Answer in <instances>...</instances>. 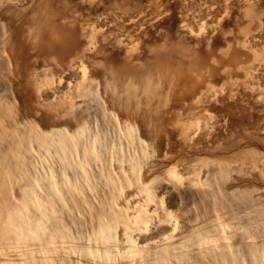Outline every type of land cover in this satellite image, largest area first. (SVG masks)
Segmentation results:
<instances>
[{"label":"rangeland","instance_id":"obj_1","mask_svg":"<svg viewBox=\"0 0 264 264\" xmlns=\"http://www.w3.org/2000/svg\"><path fill=\"white\" fill-rule=\"evenodd\" d=\"M80 1L76 0L72 3L75 9L80 6ZM140 1L141 4L136 5ZM140 1L118 0L115 2L114 0H105L99 9L100 11L83 9L80 13L77 12L76 16L79 18L78 37L83 44L86 43V38H83L82 35L84 30L93 26L97 27L98 30L107 29L102 21L107 15V17L112 18L114 16V19L115 17L118 18L115 19L116 22L120 21L119 18L123 19L121 15L124 20L127 19L122 20L123 22L121 21L116 26L117 29L113 28L111 31L109 28L107 37L113 41L111 46L98 55L91 53L97 57L112 54L114 70L111 75L95 76L93 69L90 68V77L95 83V87L91 91L93 97L90 95L86 101L78 99L76 102L83 107L80 112L81 115L91 112L89 116L87 115V126L91 129H88L89 131L85 128L80 130L74 124L52 129L50 123L46 126L38 123L37 118H33L37 123L30 119L35 130L41 135L51 136V130H57V133H53L54 138L52 140L55 144L52 145L57 146L59 144L60 147V151L56 153L52 151L51 154L42 152L43 155L46 154L44 156L35 151L37 160L34 162L36 163L32 166L33 169L31 167L27 169L31 177L37 181L34 196L40 202L44 200L46 203L48 192L56 188L57 192L54 191V196L55 200L58 201V207L61 206L62 201H70H68L69 203L64 202L62 205L73 203L70 205L72 210L69 209L70 206L64 205L65 212L62 216L69 217L68 214H73L71 217L73 216L74 219L80 221L79 225L76 226L78 222L73 220L72 226L70 224L71 219L68 221L67 217H62V222L65 221V224L66 221L69 222L67 228L71 235L76 234L74 232L76 228L79 234L83 231L82 235L84 236L81 235L83 239L78 237L80 241L72 240L74 243L70 240L67 241L71 243L65 241L72 247L68 244L63 245L62 242L60 243L64 247L61 244L58 245L59 248L56 244L53 246L57 250L61 248L62 252L61 250L60 252L64 254H59V252H53L56 255L52 254V256L47 254L50 255L49 257L55 256L56 258L58 253V257L67 258L66 261L69 264L71 262V264H87V262L94 264L93 260L95 259H89L88 253H94L96 250L102 253L107 249L106 251H109L112 256L115 254L114 258L109 254L113 258L110 260V264L112 262L113 264H143L145 261L147 264V260H142V263L129 255L132 246L137 245L136 247L142 248L144 252L147 251L148 261L152 263L157 252L160 251L159 248L166 249L162 247L174 243L185 248L186 253L183 252L180 255L170 252L172 257L168 253L167 257L170 259L168 264H173V262L174 264L176 262L177 264H185V262H187L186 264H215L222 258L219 255L220 251H224L226 255L236 253L237 258L239 257L242 261L241 264L243 262L248 263L252 259L256 261L258 256H260L259 259L262 263L264 259V242L262 241L264 238L261 236L263 235L261 233L264 232V131H262V128L264 130V61L257 60L256 63L251 52L255 49L264 50V26L256 27L253 30L256 35V43L248 41L249 36L244 31L248 29L249 19L251 20V16H248L250 5L255 7L257 11H263L260 16L263 17L264 21V0ZM39 2L40 0L29 2L25 0L21 8H26V15H31L33 9L36 11V5H39ZM51 2L53 3L52 0ZM112 2L114 4L119 2L123 7L121 4H115V6ZM52 3V7L56 9L61 7ZM111 9L114 11L112 10V12ZM128 10L129 12H127ZM138 14L141 16L139 26L133 24L135 20H131L136 19ZM2 21L0 17V31H4L2 26L4 22ZM17 23L19 25L14 24L13 26L18 25L22 32L17 36L16 41L13 42V38L8 39V41L0 35L2 39L0 41V48L2 47L0 49V51L2 50L0 52L1 62L4 58L10 57L8 50L11 45L16 46L15 51L17 53L15 52V54L20 56L23 54L21 48L29 43L24 55L31 61L39 58V54L42 52L41 48L35 44L34 35L28 32L29 28H33V25L23 23L22 20ZM184 25L189 27L190 32H181ZM9 28L10 31L13 30V28ZM242 31L243 33H241ZM117 39L125 40L131 48L134 47V51L127 54L126 50L120 49L114 44ZM243 40L253 44V49L246 48L245 44H242ZM5 50L7 53L3 52ZM54 57L58 58L57 56ZM2 63L0 66H5L6 61L4 60ZM123 63L127 64L124 65ZM252 63L255 64H253L254 73L251 78L247 76V69L245 71L243 65L248 68L250 64L252 66ZM43 64L42 62L41 66ZM5 71L3 68V75L0 70V89L4 91L7 88L9 90L13 83V76ZM57 71L60 74V71ZM66 73H68L66 75L68 78L64 80L63 85L68 86L67 90L72 87L73 91L80 72L76 74L77 76L75 74L70 75V72ZM124 81L128 86L133 82V86L129 87L138 89L137 92L132 91V88L127 91L125 88L127 85ZM145 81L150 83L152 92L148 93V97L146 96L148 100L142 99L143 105L140 107L136 101L143 93ZM107 82L108 84L111 83L108 88ZM123 84L125 90L120 89ZM128 86L127 88H129ZM110 88L113 89H111L112 93L111 90L109 92ZM120 92H123V96ZM118 93L121 97L118 96ZM125 94L127 96H124ZM115 95L119 97L117 100L119 99L123 105L111 98H115ZM128 101H131L132 104L128 105ZM124 105L129 106L130 111L133 112H130L129 107ZM35 106L37 107V104ZM144 111L151 115L148 125L151 126L152 124L150 127L152 133H147L149 136L145 132V125L140 121ZM163 112L164 114H162ZM16 113L18 112H15L11 120L16 121L18 126L23 128L30 123L25 118H18L17 120L19 113L17 115ZM196 116L200 118L202 116L201 120L205 119L206 122H202V128L199 127L198 130H194L196 135L193 131V137L191 135L187 139L180 132V124L189 121L190 118H197ZM163 117L164 119H162ZM2 123L6 125L4 119ZM92 131L97 134H93L95 137L90 134ZM90 149L89 154L85 156L84 150ZM84 156L87 158L85 159ZM82 158L89 162L82 164ZM223 170L228 174V177H225L227 174ZM51 186L54 187L50 189ZM148 187L152 188V192L158 197L162 195L164 200H160L163 199L162 196L158 200L151 198L146 190ZM47 189L49 190L47 191ZM17 190L13 189L15 198L21 200L22 196L19 191L17 193ZM242 190H245L246 196L241 198L239 195H241L240 191L242 192ZM217 195H220L221 199ZM215 196L216 202L213 199ZM227 196H229L228 199ZM64 197L69 198L67 200ZM84 198L87 199L85 201L88 202L87 204H85ZM162 201L164 202L162 203ZM102 203L105 205L103 206ZM106 204L109 205V211ZM87 205L90 206L89 209ZM226 205L230 206L226 207ZM92 206L98 207L99 214L102 211L105 214L100 215V218H98L99 216L96 217L98 213L95 211L97 210L95 208L93 211ZM101 207H103L102 210ZM221 207L227 212L229 211L226 208L230 209L231 207L232 209L234 207V212L230 209L232 214L230 212L224 214L225 211ZM66 208L69 209V212ZM89 210L93 215L91 212L89 214ZM140 210L148 217L147 224L150 223L149 226L151 224L152 226L147 231L136 228V232L134 231L136 241L133 243L126 237L125 228L128 226L121 223L122 221L120 223L115 221L117 216L119 218L120 212L123 211V215L125 213V216L130 219L129 225L132 224L133 226L134 219ZM171 213L176 216H172ZM168 214L174 219L172 220ZM101 221L106 222V225L110 224L111 227L110 225L107 226L108 235L102 234L96 240L94 237L96 231L100 229L99 222ZM87 222L89 225L92 223L93 229L89 227ZM80 224L82 229H80ZM174 225L177 228L173 231ZM154 226L159 229L154 228ZM73 227H75L74 231L71 232ZM155 229L159 231L157 232ZM84 231L87 234H84ZM92 231L94 235L91 234ZM161 231L164 233L157 236ZM172 231L176 236L175 238L173 235L174 239L170 236L173 234H171ZM260 231H263L260 233L262 238L258 237L259 233L258 235L256 233ZM88 233L90 238H88ZM249 233L253 238L255 237V240L259 238L255 242L261 249L258 246L252 249L251 245H248L249 242H254L252 237L248 236L250 238L243 239ZM109 235L111 237H108ZM158 237L160 238L158 239ZM258 241H262L263 244ZM242 242L244 244L247 242L251 250L245 245L249 248L246 250ZM238 243L243 244L245 248ZM237 244L240 246L237 247ZM35 247H32V250H41L43 253L46 251L39 245ZM62 247L64 251L71 249L72 254L70 251L64 252ZM255 248L260 249V251ZM78 249L88 253L75 252ZM155 251L157 252L155 253ZM242 251L249 254H243ZM43 253L39 254L42 258L47 256ZM86 253L87 256H85ZM150 253H152L151 256ZM1 255L3 254L1 253ZM152 255L154 259L150 258ZM245 256L247 257L245 258ZM248 256L255 257L250 259ZM167 257L165 255L166 259ZM59 258L53 262L58 264L59 261L60 263L62 259ZM177 258L178 261H176ZM247 259L249 260L246 261ZM254 260L253 262H255ZM78 261L82 262L79 263ZM259 261H256L257 264H260ZM96 262V264L101 263L100 261Z\"/></svg>","mask_w":264,"mask_h":264},{"label":"bare ground","instance_id":"obj_2","mask_svg":"<svg viewBox=\"0 0 264 264\" xmlns=\"http://www.w3.org/2000/svg\"><path fill=\"white\" fill-rule=\"evenodd\" d=\"M29 1H35V0H27V2H29ZM52 1H53V3L51 2V0H40L39 5H36V7H37L36 11H35V9H33L34 11L32 14L30 13L31 15H26V10H25L26 8L25 9L21 8V6H23L22 3L25 2V0H0V15H2L0 17L3 20L2 22H4V23H2L4 31L1 30L2 34H0V35H2L3 38H5L6 40H8V39L10 40L11 38H13L12 41L13 42H14V40L16 41L17 36L20 35V33L22 32V30L19 28V26H18L19 24L17 22L19 20L20 21L22 20L23 23L26 22V23H30L29 25H33L32 26L33 28H29L28 32H29V34L34 35V38H35L34 41H35L36 46L41 48V50H42V52H41L42 55L39 54V58H37L35 61H31V60H28L29 58L25 57V55H24V51L29 46V43L26 44L25 46H23L22 47L23 49L21 48V50H23L22 51L23 54H21L20 56H17L15 54V52H16L15 47L16 46L11 45V48L8 50L10 57H7L6 59L2 58L3 61L4 60L6 61V63L4 64L5 66H0L1 72H2V69L4 68V70L9 72L10 75L13 76V78L11 76V78L13 79L12 80L13 83L11 84V88L9 87L10 89L8 90V88L6 86L8 91L6 89H5L6 91L0 89V264H57V262L55 263V262H53V260L60 257V256L58 257V253H57L56 258H55V256L54 257H49L50 255L48 256V254H51V256H52V254L56 255L53 252H59V254L62 252L61 248H60V250H61V252H60V250H57V249H55V247H53V246H55V244L58 246L59 244H61L60 242H62L63 245H66L68 243L73 242L72 240H75V242H76V240L83 239V238H81L83 231L81 232V234H79L77 232L78 230H76L75 227L72 228L71 232H73L74 231L73 229L75 228L74 232H76V234H78V235H76V234L71 235L69 233V230L67 228V226H68L67 223H69L68 221H70L69 219H71L70 224L72 226H73L72 223H74V222H72L73 220L78 222V224H77V222H75V224H77L76 226H78L80 223V221L76 220V218L74 219L73 216L71 217V215H73V214H68V215H70L69 217H71V218L66 216L68 218L67 219L68 221H66L67 222L66 224L64 223L65 221L62 222L63 218L65 217V216L64 217L62 216L63 212H65L64 211L65 206H70L73 204V203H71L69 205H65V204L62 205V203H64V202H66V203L70 202L68 200L69 197L68 198L64 197L69 202L68 201H64V202L62 201L61 206L59 205V207H58V201L55 200V196H54L55 195L54 191H56V188H55V190L48 192L49 193L48 196L46 195L47 196L46 203L44 202V200L40 202V200L34 196V188H35V184L37 181H36V179H33L31 177V174L29 173V171H27V169H29L30 167L32 168L34 163H36V162H34L37 160V158L35 157V151L36 152L38 151V153L41 155H43L42 152H44V153L46 152L47 154L48 153L51 154V151L53 153L60 151V147H59V144L57 146L52 145V144H55L54 140H52V138H54L53 133L54 132L57 133V130H51V134H52L51 136L46 135V134L41 135V134H39V132H37L35 130V127L31 123L30 119L37 118L36 120L38 121V123L44 124L46 126L48 123H50L52 129H54L55 127H68L69 124L70 125L74 124L80 130L85 128L87 131H89L88 129H91L87 126V120H88L87 118L91 112L89 114H86V115H81L80 112H81L83 107H82V105H79L76 102L78 99H83L86 101V99L88 97H90V95L92 96L91 91L95 87V83L90 77V71H91V70H89L90 68L93 69L94 73H93V71H92V73L95 74V76L111 75L114 73L113 66H112V63H113V55L112 54L104 55L102 57H97L96 55H92L91 53L98 55V54L104 52L106 50V48H108L109 46H111L113 44V41L109 37H107V33L110 31V29L112 31L113 28H116V26H118L120 24V22L122 20H124V17L121 15L124 13L120 14L123 19L121 20V18H119L120 21H118V22H116V20L118 18L116 19V17H115V19H116L115 20L114 16L112 14H109V15H112L113 18L107 17L108 16L107 15L102 20L103 24L105 26H107V29H99L98 30L97 27H94V26L90 27L91 29L89 28L86 30H84V28H83L84 31H83L82 35L84 36L83 38H86V43L83 44V42L78 37V34H79V29H78L79 18H78V16H76L77 12L79 11V13H80L81 10H83V9H86V10L87 9H89V10L94 9L95 11H100L99 9L102 7V4L104 3L105 0H81L80 6L76 9L73 7V4H72L76 0H52ZM114 1L117 2L118 0H114ZM138 1H140V0H138ZM68 2H70V3H68ZM51 3L57 4L61 7H58L56 9V8L52 7ZM112 4H114V3L112 2ZM118 4H119V2H118ZM118 4H116V5H118ZM140 4H141V1L136 3V5H140ZM109 6H110V8H112L111 5H109ZM121 6H122V4H121ZM135 6H133V7H135ZM31 7H33V6H31ZM116 8H118V7H116ZM137 9H138V7H137ZM112 10L114 11V9H111V11ZM127 12H129V10ZM261 13H263V11H260V10L257 11V9H255V7H253L252 5H250V7H248V16L249 17L251 16V20L249 19V21H250L249 25L246 23L248 25V29L245 28L246 30L244 31L247 34V36H249L248 41H251V42L254 41L256 43V41H255L256 35L253 32V30L256 29V27L264 26V21L262 19L263 17L260 16ZM137 16L138 17H136V19L133 18L131 20H135V21H133L134 23L133 22L132 23L139 26L141 16H139V14ZM125 20H127V19L125 18ZM131 20H129V21H131ZM124 23H123V25H124ZM14 24H18V25L13 26ZM9 27L13 28V30L10 31ZM242 29H243V27H242ZM181 30H183L181 32H185V31L188 32L189 27L184 25L181 28ZM241 33H243V31ZM22 36H23V34H22ZM22 36H20V37H22ZM243 38H244V36H243ZM1 40L2 39L0 38V41ZM243 41L245 42V40H243ZM248 41L245 43L243 42L242 44L243 45L245 44L246 48L248 47L252 50L254 45ZM114 44H116V46H119L120 49L126 50L127 54L132 53L134 51L133 50L134 47L132 46L133 48H131V46L128 45L127 42H125V40L117 39V41L114 42ZM0 46H1V42H0ZM255 46H256V44H255ZM3 52H6V50ZM107 52H108V50H107ZM251 53H253L252 55L254 57L253 56L252 57L254 58L255 62L257 60L264 61V50L263 49L262 50L255 49ZM18 54H20V53L18 52ZM3 55H4V53H3ZM54 56H57L58 58H56ZM0 59H1V57H0ZM251 60L253 61V59H251ZM49 61H50V63H48ZM2 62L0 60V63H2ZM42 62L44 63L43 66H41ZM123 64L125 65L127 63H123ZM253 64H255V63H252V66L250 64L251 67L248 65L249 66L248 68L244 67L245 65H243V68L245 69V71L247 69V74H248L247 76L251 77V78L253 77V73H254L253 72L254 71V67H253L254 65ZM17 68H20V69L18 70ZM57 70L60 71V74H58ZM66 72H70V75L71 74L76 75L77 73L80 72V74H78V75H80L79 79H77L78 81H76L77 84H75L73 91H72V87L71 88L69 87V90H67L68 86L63 85L64 80L66 78H68V76H66V75H68V73H66ZM2 73L4 75V72H2ZM4 78H3V80H4ZM112 81L114 82V80H112ZM124 83H125V81H124ZM110 84L111 83L108 84V82H107V85H106L107 88L110 86ZM125 84L127 85V83H125ZM128 84H131V83L128 82ZM132 84H133V82H132ZM131 85H129V86H131ZM135 85L137 86V84H135ZM127 86L125 87L123 84V86L120 87V89L125 90L124 89V87H125L126 90L128 91V89L130 90L132 88L129 86H128L129 88H127ZM116 87H112V88L115 89ZM112 88L109 89V92ZM143 88H142L143 93L139 96V100L136 101L138 103L137 105L140 107H142V105H143L142 99L145 101L148 100V98H146V96L149 95L148 93L152 92L150 89V83L149 82L146 83V81H145V85ZM251 89H253V88H251ZM112 90H111V93H112ZM131 90L137 92L138 89L132 88ZM113 92H115V91H113ZM122 93L123 92H120V94L123 96ZM124 93H125V91H124ZM126 94L124 96H127ZM128 94H129V92H128ZM121 95L119 96V93H118L119 97H121ZM116 96L117 95H115V98L111 97V96L110 97L114 100L115 99L117 100V98H119V97H116ZM128 96L130 97V95H128ZM114 100H112V101H114ZM115 101H114V103H115ZM117 101L119 103H121V101H119V99ZM125 101H126V99H125ZM130 103L132 104L131 101L130 102L128 101V105ZM35 104H37V107L35 106ZM124 104H126V103H124ZM121 105H123V104L121 103ZM124 106H126V105H124ZM126 107L128 108L129 106H126ZM126 107H123V108H126ZM128 109L130 111V107ZM133 109H135V108H133ZM135 111H134V113H135ZM138 111L139 110L137 108V112ZM15 112L19 113L17 120H18V118H20V119L25 118V119L29 120L30 123L23 128L18 126L16 121L11 120V119H13L12 116L15 115ZM40 112H42V114H40ZM130 112H133V111L131 110ZM18 113H16V115ZM162 114H164V112ZM137 116H139V115H137ZM150 116H151L150 114L145 113V111H144L143 116L140 117L141 118L140 121H142V123L145 125V128H144V126H143V128L145 129L146 134L152 133V131L150 129L152 124H151V126L148 125V121H149V119H151ZM197 116H199V115H197ZM165 117H167V116H165ZM194 117L190 118V120L186 121L185 123H181V124L179 123L181 126L180 132H182V134L185 136V138H187V137L189 138L192 135L194 130H196V129L198 130L199 127L202 128V126H201L202 122H206V121H204L205 119L203 121L201 120L202 116H201V118L200 117L194 118ZM3 119L5 120L6 125H3V123H2ZM162 119H164V117ZM36 120L33 119V121H35V123H37ZM180 120L184 121L183 119H180ZM263 127H264V125H263ZM262 131H264L263 128H262ZM195 132L196 131H194V133ZM90 134L93 136V134H94L93 131L90 132ZM94 135H97V134H94ZM195 135H196V133H195ZM195 135H194V137H195ZM93 137H95V136H93ZM192 137H193V135H192ZM90 151H91V149L90 150H84L85 156H87ZM44 155H46V154H44ZM86 158L87 157H85V159ZM82 159H83L82 164L89 162V161H86L84 158H82ZM223 172H224V170H223ZM224 173H226V172H224ZM226 174H224V175H226ZM222 175H223V173H222ZM225 177H228V174ZM149 186H152V185L149 184ZM52 187H54V186H51L50 189H52ZM13 189L14 190L18 189L17 193L19 191L20 195L22 196V197L20 196L22 198L21 200H18V199L16 200ZM48 190L49 189H47V191ZM146 190L148 191L150 197L155 199V200H158L162 196V195L160 196L158 194L160 196V197H158L154 192H152V188H150V187H148ZM51 192H53V193H51ZM63 193L66 195L65 192H63ZM216 193H215V195H216ZM219 193H220V191H219ZM219 193H217V194H219ZM240 193H241V195H239V196L241 198L246 196L245 190H242V192L240 191ZM244 193H245V195H244ZM237 194H235V195L238 196ZM220 195H217V197L219 196V198L221 199ZM239 196L237 198H239ZM211 197H212V195H211ZM228 197L229 196H227V199H228ZM61 198H62V200H64L63 197H61ZM214 198L216 199V196L213 197V199ZM35 199H37V200H35ZM215 199H214V201H215ZM100 200H102V199H100ZM160 200H164V197H163V199H160ZM85 201H87V199L85 200V198H84V202ZM34 202H35V204H34ZM163 202L164 201H162V203ZM87 203L88 202H85V204H87ZM89 205H87L88 209L90 207ZM91 205H93V204H91ZM102 205L104 206L105 204L102 203ZM167 205L169 206V204H167ZM108 206L109 205H107V208H108ZM228 206H230V205H226V207H228ZM95 208L97 211L93 210ZM95 208L92 206V210L99 214L98 209H97L98 207H95ZM102 208L103 207H101V210H102ZM105 208H106V206H105ZM233 208L234 207H232V209H231V207H230V209L232 211H233ZM69 209L72 210L71 206ZM69 209H67L68 212H69ZM226 209L230 212V214H232L231 213L232 211H230V209H228V208H226ZM170 210H171V212L174 213V211L172 209H170ZM222 210H224V208H222ZM108 211H109V208H108ZM68 212H66V213H68ZM90 212L91 211L89 210V214H90ZM119 212H117V213L119 214ZM122 212L123 211L120 212L121 214H119V218L116 215L117 219L115 222L117 223V221H119V223H120L122 221L121 223H124L128 226V228H125L127 231V232L125 231L127 233V236H126L128 238L127 240L134 243L136 241L135 240L136 236H134V231L136 232L137 229L141 230V231H144V230L147 231L152 226V224H151V226H149L150 223L147 224L149 219L140 210L138 216L134 219L135 222H133V226H132V224L130 226L129 225L130 219H128L125 216V213L123 215ZM226 212L227 211H225L224 214ZM229 212H227V214ZM106 213H107V210H106ZM91 214H92V212H91ZM98 214H96V217L99 216L98 218H100V215L102 216V214H105V212L103 213V211H102L101 214H99V215ZM171 215L176 216V215H173L172 213H171ZM168 216H170V215L168 214ZM93 217H95V216H93ZM90 218H92V217H90ZM90 218H89V220H90ZM173 219L174 218H172V220ZM174 222H175V220H174ZM94 223L96 224V222H94ZM99 223H100L99 225H101V226H99L98 224L97 225L100 227V229H98L97 231L95 230L97 232V233L95 232L96 236L94 237V238H96V240H98L102 234L108 235L107 226L110 225V224L106 225L105 224L106 222L104 223V221L103 222L101 221ZM87 224L89 225L88 222H87ZM90 225H89V227H92V223ZM97 225H95V226H97ZM177 226H179L178 223H177ZM177 226L174 225L173 226L174 228L172 230L174 231V229L177 228ZM97 227H96V229H97ZM110 227H111V225H110ZM82 228L83 227L81 225L80 229H82ZM154 228H157V227L154 226ZM80 229H79V231H80ZM92 229H93V227H92ZM157 229H159V228H157ZM157 229H155V230L158 232L159 230H157ZM113 230H114V228H113ZM93 231H92V233L91 232H89V233L94 235ZM149 231L151 232L152 230L150 229ZM173 231L171 232V234L173 233ZM85 232L86 231H84V234H87ZM261 232H263V231L256 232V233H257V235L259 233L258 237L262 236L264 238V236H263L264 232L263 233H261ZM89 233H88V238H90ZM161 233H164V232L163 231L159 232L157 236L162 235ZM260 233L263 235L260 236ZM109 234H111L110 231H109ZM173 235L175 236V233H173L170 236L173 238ZM254 235H255V232H254ZM248 236L252 237L251 234L249 233V235H246V238L243 237V239L250 238ZM78 237H80V238L78 239ZM82 237H84V236L82 235ZM108 237H111V236L109 235ZM159 238L160 237H158V239ZM175 238H176V236H175ZM251 239L254 242H252V243L249 242ZM251 239L248 241L251 244L248 243V245H251L252 249H254L253 247H255V246L259 247V245H257V243H256L259 238L257 240H255V237L254 238L252 237ZM67 240H70L71 242H68ZM65 241H67L68 243ZM239 241H242V240H239ZM239 241H237V242H239ZM262 241L264 242L263 239H262ZM57 242H59V243H57ZM261 242H259V243L263 244V242L262 243ZM62 244H61V246H63ZM238 244H240V243H238ZM238 244H237V247H239L240 245H242V247H243L244 243L240 244V245H238ZM37 245H39L40 248L43 247L46 249V251H44V253L48 257L41 250H37V251L32 250V247L34 248ZM245 245L247 247H250L247 245V242L244 244V246ZM69 246L72 247L71 244ZM136 246L137 245L132 246L131 253L129 255H131V257H133L134 259H137L138 261L140 260V262H142V260L143 261L147 260L148 263L149 262L151 263V261H148L149 256L147 254V251L144 252V250L142 248H138ZM52 247H53V249H52ZM63 247H62V249L64 251ZM245 247H243V248H245ZM247 247H246V250L249 249ZM251 247H250V250H251ZM58 248H59V246H58ZM162 248H166V249L159 248V250H160L159 252L155 251V253L157 252L155 259H154L153 255H152V257H150V258L154 259L151 264H168L170 259L167 257V255L170 252H172V254L178 253L180 255L183 254V252H184V254L186 253L185 248H181V246L175 245L174 243L170 244L167 247H162ZM257 248H255V249L257 251L258 250L260 251L261 248L260 247H259L260 249H257ZM236 249L239 250V248H236ZM42 250H44V249H42ZM55 250H57V251H55ZM70 250L71 249H68V251H64V252H69ZM75 250H77V249H75ZM103 250H105V249L103 248ZM243 250H245V249H243ZM38 251H41V252H38ZM80 251L83 252L84 250L78 249V251H75V252H80ZM105 251H103L101 253V252H98L96 250L95 251V252H97L96 254H94L95 253L94 251H93L94 253H91V252L88 253L87 251H85L88 253V256H87V253L85 256H87L89 259L94 258L96 261H100L101 262L100 264H110L111 263L110 260H113V258L115 257V254L112 252L114 254L112 256V254L109 253V251H106V252ZM161 251H163V253H161ZM70 252L72 254V251H70ZM85 252H83V254H85ZM242 252H238V253H242ZM253 252H252V254L255 255V253H253ZM1 253L3 255H1ZM41 253H43V255H45L46 257L42 258V256H40ZM159 253H161V254H160V256L157 257V255ZM164 253H166V254H164ZM244 253L249 254L246 251L243 252V254ZM61 254H64V253H61ZM126 254H128V253H126ZM151 254L152 253H150L149 255L151 256ZM235 254L226 255V254H224V251H220L219 255L222 256V258H221V260H219V262H217L215 264H235L236 261H237L236 264H238L241 259L239 257H238L239 258L238 259ZM250 254H251V252H250ZM165 255H166L167 259L165 258ZM240 255L242 256V254H240ZM258 255H259V253H258ZM170 256L172 257L171 253H170ZM174 256L176 258V255H174ZM186 256H188V255L186 254ZM229 256H230V258H229ZM144 257H147V258L144 259ZM246 257L247 256H245V258ZM248 257H250V256H248ZM252 257L253 256H251L250 259ZM256 257H257V255H256ZM259 257L260 256H258L256 258V261L260 260ZM175 258H172V259L175 260ZM59 259L61 260L62 257H60ZM66 259H64V257H63V259L60 261V263L57 260L58 264H62V263L66 264V262H67V264H69V262L66 261ZM181 259H182V257H181ZM243 259H244V257H243ZM81 260H83V259H81ZM95 260H93L94 264L97 263ZM248 260L249 259H247L246 261H248ZM253 260L254 259H252V261H250V262H252L251 264H253V263L255 264L256 261L254 260L255 262H253ZM89 261H91V260H89ZM176 261H178V258L176 259ZM262 261L264 262V259ZM80 262H82V261H80ZM145 262L144 263L142 262V263L145 264ZM241 262L242 261H240L239 264H241ZM250 262H248V263L250 264ZM259 262H260V264L263 263V262L261 263V260ZM179 263H181V262H179ZM186 263L187 262H185V264ZM196 263H198V262H196ZM244 263L245 262H243L242 264H244ZM248 263H245V264H248ZM257 263L258 262H256V264ZM87 264H89V263L87 262ZM98 264H99V262H98ZM112 264H113V262H112ZM138 264H141V263H138ZM173 264H174V262H173ZM175 264H177V262Z\"/></svg>","mask_w":264,"mask_h":264}]
</instances>
